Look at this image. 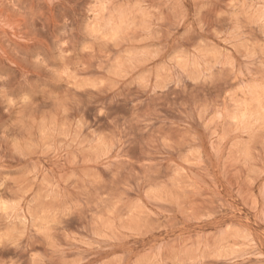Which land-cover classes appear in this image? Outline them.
Returning <instances> with one entry per match:
<instances>
[{
	"label": "clouds",
	"instance_id": "clouds-1",
	"mask_svg": "<svg viewBox=\"0 0 264 264\" xmlns=\"http://www.w3.org/2000/svg\"><path fill=\"white\" fill-rule=\"evenodd\" d=\"M0 264H264V0H0Z\"/></svg>",
	"mask_w": 264,
	"mask_h": 264
}]
</instances>
